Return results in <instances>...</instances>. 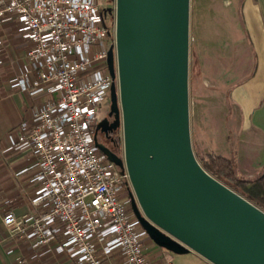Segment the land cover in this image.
<instances>
[{"label":"built area","instance_id":"2783aa9c","mask_svg":"<svg viewBox=\"0 0 264 264\" xmlns=\"http://www.w3.org/2000/svg\"><path fill=\"white\" fill-rule=\"evenodd\" d=\"M105 4L0 0V67L9 41L24 51L18 73L0 88L27 97L30 109L2 150L16 165L2 185L15 180L19 189L0 192V247L25 248L15 264L57 256L70 264H172L168 251L151 256L125 165L108 160L94 141L113 84L118 91L115 2Z\"/></svg>","mask_w":264,"mask_h":264},{"label":"water","instance_id":"95a60500","mask_svg":"<svg viewBox=\"0 0 264 264\" xmlns=\"http://www.w3.org/2000/svg\"><path fill=\"white\" fill-rule=\"evenodd\" d=\"M115 2L118 91L111 130L122 131L125 168L151 241L210 264H264V211L209 175L196 160L188 112L189 0ZM107 65L115 78L113 52ZM107 120L97 124L99 130Z\"/></svg>","mask_w":264,"mask_h":264},{"label":"rangeland","instance_id":"374dc122","mask_svg":"<svg viewBox=\"0 0 264 264\" xmlns=\"http://www.w3.org/2000/svg\"><path fill=\"white\" fill-rule=\"evenodd\" d=\"M242 1L189 0V133L192 151L198 162L208 154L230 158L237 154L238 135L241 134L239 117H246V114L233 101L232 91L237 84L250 77L254 65L240 17ZM113 4V1L106 0L105 5L111 7ZM20 50L9 41L4 61ZM22 57L16 58L14 62L12 60L13 63L9 60L10 63L5 62L0 67V80L4 81L18 73ZM109 108L110 103L102 107V112L107 113ZM241 125L243 127V121ZM115 138L118 141L114 150L121 158L123 142L120 130ZM238 172L242 178L247 176L243 169ZM154 249L160 250L151 241L149 251ZM151 254L155 255L153 252ZM169 254L173 258L172 264H205L193 253Z\"/></svg>","mask_w":264,"mask_h":264},{"label":"crops","instance_id":"0c3cea01","mask_svg":"<svg viewBox=\"0 0 264 264\" xmlns=\"http://www.w3.org/2000/svg\"><path fill=\"white\" fill-rule=\"evenodd\" d=\"M240 11L245 27L244 38L253 55L254 65L250 77L237 84L232 91L233 101L246 114V117H239L241 134L238 135L237 154H233L232 158L222 157L234 162L238 175V170L243 169L247 175L244 176L245 179L254 176L248 179L254 180L264 172V0H243ZM22 56L23 50H20L8 59L13 63L16 58ZM9 60L6 62L10 63ZM29 116L27 97L9 96L4 90H0V192L4 191L10 196L19 189L17 181L13 180L5 185L2 183L13 175L16 165L9 155L2 154V150L7 146V134L16 129ZM242 121L244 122L243 127H241ZM152 252L156 255L160 253V250L154 249L150 251ZM24 253L25 248L22 246L8 249L0 247V264H15ZM199 258L205 264H210L201 257ZM48 264H70V261L64 256H57Z\"/></svg>","mask_w":264,"mask_h":264},{"label":"trees","instance_id":"16d2710c","mask_svg":"<svg viewBox=\"0 0 264 264\" xmlns=\"http://www.w3.org/2000/svg\"><path fill=\"white\" fill-rule=\"evenodd\" d=\"M198 163L213 178L264 211V172L254 180L242 178L231 159L213 154Z\"/></svg>","mask_w":264,"mask_h":264},{"label":"flooded vegetation","instance_id":"af4514ba","mask_svg":"<svg viewBox=\"0 0 264 264\" xmlns=\"http://www.w3.org/2000/svg\"><path fill=\"white\" fill-rule=\"evenodd\" d=\"M104 120H107V123L103 124L99 130L95 129L94 132V141L96 145H100L110 153L117 155L114 148L116 146V134L118 132V129L111 130L110 124L113 121L112 117L107 116L104 118Z\"/></svg>","mask_w":264,"mask_h":264}]
</instances>
